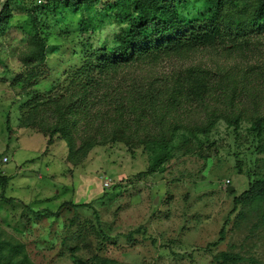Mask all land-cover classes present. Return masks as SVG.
Wrapping results in <instances>:
<instances>
[{
    "label": "rangeland",
    "instance_id": "obj_1",
    "mask_svg": "<svg viewBox=\"0 0 264 264\" xmlns=\"http://www.w3.org/2000/svg\"><path fill=\"white\" fill-rule=\"evenodd\" d=\"M69 1L0 0V264H264V197L234 203L264 175L262 0L222 6L216 50L95 69L91 81L85 65L121 62L111 50L128 23L116 0ZM206 10L176 7L189 20ZM186 71L205 77L203 105L132 109V88L170 102ZM172 134L149 172L146 143Z\"/></svg>",
    "mask_w": 264,
    "mask_h": 264
},
{
    "label": "trees",
    "instance_id": "obj_2",
    "mask_svg": "<svg viewBox=\"0 0 264 264\" xmlns=\"http://www.w3.org/2000/svg\"><path fill=\"white\" fill-rule=\"evenodd\" d=\"M36 9L38 6L34 3ZM42 2H55L57 0H41ZM182 0H116L114 8L116 9L115 19L121 22H127L128 28L124 38L119 41L117 49L111 50L113 55H122L121 62L107 65L104 61L97 67V65L90 67L84 66L86 76L89 81L94 76V70H110V69H125L130 65L137 63L154 64L160 59L169 57H185L188 54L198 49H218L223 42H221V31L219 28V10L228 0H207V10L202 18L197 20H189L181 18L177 12L176 7ZM79 5L81 0H71L67 2ZM8 16L7 7L4 6L0 11V28L5 24ZM134 19L135 22L131 20ZM133 23H136L135 26ZM253 26H264V0L261 1L257 16L253 20ZM197 27V30H194ZM188 33V34H187ZM186 34V35H184ZM181 35V36H179ZM225 35L223 36V38ZM145 44L140 49H132L131 53L128 50L136 45ZM220 44V46H218ZM190 71H186L184 75H179L176 80V88L173 89V95L170 102L164 100V93L148 86L144 88L140 86L136 89L132 88L130 94L132 95V103L135 111L143 109L151 111L153 114L156 108L169 109L170 107H177L180 105L175 98L182 97L185 103L191 105H203L204 97L209 93V86L205 82V77H201ZM82 83V82H80ZM223 81L215 82L218 87L223 86ZM81 86H85L84 83ZM211 89V88H210ZM118 104V103H117ZM158 105H166L167 108L159 107ZM73 112L72 109L68 112ZM150 115V114H149ZM154 117V115H153ZM152 121V120H151ZM153 122V121H152ZM259 131V125L254 124L252 131ZM154 133V132H153ZM155 137V135H154ZM160 138V137H158ZM173 134L168 137L165 142H149L146 143V149L150 153V163L148 166L149 172H160L161 165L170 157L171 150L175 148L172 144ZM0 184L5 185L6 180L0 177ZM248 197L250 199H257L264 197V175L261 179L254 181L247 192L238 197L234 203L240 202V199ZM250 196V197H249ZM220 238L222 236V231ZM1 246V245H0ZM228 259V256H223ZM20 264H30L22 259Z\"/></svg>",
    "mask_w": 264,
    "mask_h": 264
},
{
    "label": "built area",
    "instance_id": "obj_3",
    "mask_svg": "<svg viewBox=\"0 0 264 264\" xmlns=\"http://www.w3.org/2000/svg\"><path fill=\"white\" fill-rule=\"evenodd\" d=\"M36 2H37V4H40L41 0H37ZM1 163H2V164L7 163V158L3 157V158L1 159ZM104 186H106V184H104Z\"/></svg>",
    "mask_w": 264,
    "mask_h": 264
},
{
    "label": "water",
    "instance_id": "obj_4",
    "mask_svg": "<svg viewBox=\"0 0 264 264\" xmlns=\"http://www.w3.org/2000/svg\"><path fill=\"white\" fill-rule=\"evenodd\" d=\"M229 191H232V189H229Z\"/></svg>",
    "mask_w": 264,
    "mask_h": 264
},
{
    "label": "crops",
    "instance_id": "obj_5",
    "mask_svg": "<svg viewBox=\"0 0 264 264\" xmlns=\"http://www.w3.org/2000/svg\"><path fill=\"white\" fill-rule=\"evenodd\" d=\"M3 175V174H2Z\"/></svg>",
    "mask_w": 264,
    "mask_h": 264
}]
</instances>
